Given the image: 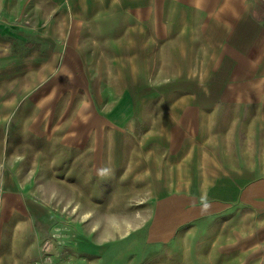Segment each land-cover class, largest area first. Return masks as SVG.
I'll return each instance as SVG.
<instances>
[{
	"label": "crops",
	"instance_id": "obj_1",
	"mask_svg": "<svg viewBox=\"0 0 264 264\" xmlns=\"http://www.w3.org/2000/svg\"><path fill=\"white\" fill-rule=\"evenodd\" d=\"M31 1L39 9L48 4L46 28L39 16L33 27L17 26L27 33L0 30L9 46L21 34L10 61L36 87V111L27 115L26 129L41 122L40 130L69 135L58 140L62 150L47 158L55 164L45 165L46 172L4 177L0 210L10 216L6 225L17 240L41 241L59 219L49 206H81L75 195L87 194L93 179L96 115L101 131L115 132L107 160L113 157L120 173L110 175L147 178L152 206H167L179 221L206 207L233 206L246 183L229 169L220 171L219 121L232 115L254 126L245 144L251 149L228 145L225 163L264 157L253 149L264 146V132L256 133L264 131V0H20V15ZM11 2L2 0L7 9ZM205 163L212 171L207 184ZM49 171L54 189L44 182Z\"/></svg>",
	"mask_w": 264,
	"mask_h": 264
},
{
	"label": "rangeland",
	"instance_id": "obj_2",
	"mask_svg": "<svg viewBox=\"0 0 264 264\" xmlns=\"http://www.w3.org/2000/svg\"><path fill=\"white\" fill-rule=\"evenodd\" d=\"M11 1L7 9L0 0L1 31L10 28L12 33L14 30L26 32L20 27L35 26L39 16L44 21L42 28L47 27L48 4L44 3L39 9L35 8V1H31L20 15V0ZM4 11L12 16L9 20L14 26L8 25L10 22ZM19 35L12 38L11 46L7 37H0V60H7L0 63V206H5L2 199L4 177L9 174L17 178L21 174L25 176L34 168H39L40 173L46 172L45 165L55 164L46 163L47 158H58L62 150L57 146L58 140L69 135L66 130H40L41 122L28 125L33 130L26 129L27 115L36 111V87L32 88L27 74L18 73L20 67L10 61L14 54L11 47L20 44ZM25 91H30L32 98L25 97ZM58 117L56 114L55 119ZM221 117L217 142L220 171L229 169L238 181L246 183L240 195L234 196L233 206L226 209L206 207L195 218L189 216L181 221L172 219L174 214L167 206H152L147 178L114 179L110 175L111 172L120 173L114 169L113 157L111 163L107 160L113 156L109 144L115 132L101 131L96 115L93 126L97 129H93L91 135L93 179L91 186L85 188L87 194L75 195L76 201L81 200V206H49L59 214L58 222L54 220L55 224L44 230L41 241L29 244L17 240L10 225H6L10 216L0 210V264H264V162H259L264 157L256 156L255 163L238 161L241 157H237L235 163H225L228 145L235 146L236 151L251 149L245 144L249 143L248 135L254 126L237 123L233 120L236 116ZM227 131L229 137H226ZM263 132L262 128L261 132L256 130L259 136ZM262 145L253 149L264 153ZM126 147L122 142L119 150L125 151ZM76 168L78 174L83 168L82 162L77 163ZM204 170V184H207L211 181V163H205ZM103 173L110 175L109 179H103ZM48 175L44 182L51 186L49 179L53 172L49 171ZM75 182L80 181L77 178ZM105 188L107 193H103ZM64 198L70 202L73 195L67 192Z\"/></svg>",
	"mask_w": 264,
	"mask_h": 264
}]
</instances>
